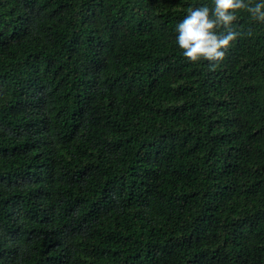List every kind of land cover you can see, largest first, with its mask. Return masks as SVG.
<instances>
[{
    "label": "trees",
    "instance_id": "1",
    "mask_svg": "<svg viewBox=\"0 0 264 264\" xmlns=\"http://www.w3.org/2000/svg\"><path fill=\"white\" fill-rule=\"evenodd\" d=\"M204 5L0 0V264H264V23L194 65Z\"/></svg>",
    "mask_w": 264,
    "mask_h": 264
},
{
    "label": "clouds",
    "instance_id": "2",
    "mask_svg": "<svg viewBox=\"0 0 264 264\" xmlns=\"http://www.w3.org/2000/svg\"><path fill=\"white\" fill-rule=\"evenodd\" d=\"M246 11L254 21L264 23V0H213L207 5L189 9L176 26V43L184 58L199 64L207 61L211 66L225 59L232 42L241 35L251 36L252 30L240 32L236 28L239 13Z\"/></svg>",
    "mask_w": 264,
    "mask_h": 264
}]
</instances>
